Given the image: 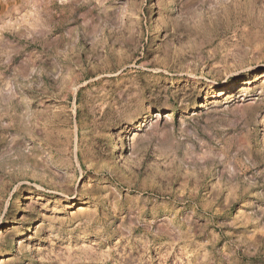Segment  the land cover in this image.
Here are the masks:
<instances>
[{
	"label": "rangeland",
	"instance_id": "rangeland-1",
	"mask_svg": "<svg viewBox=\"0 0 264 264\" xmlns=\"http://www.w3.org/2000/svg\"><path fill=\"white\" fill-rule=\"evenodd\" d=\"M0 264H264V0H0Z\"/></svg>",
	"mask_w": 264,
	"mask_h": 264
}]
</instances>
